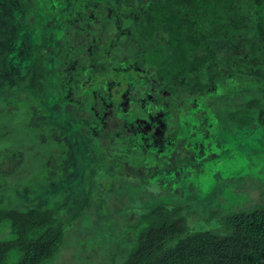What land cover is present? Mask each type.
Listing matches in <instances>:
<instances>
[{"label": "rangeland", "instance_id": "obj_1", "mask_svg": "<svg viewBox=\"0 0 264 264\" xmlns=\"http://www.w3.org/2000/svg\"><path fill=\"white\" fill-rule=\"evenodd\" d=\"M35 1L48 12L40 27L25 28L17 10L12 16L24 25V38L40 43L51 77L42 97L22 92L29 64L25 40L0 50V207L25 211L68 204L64 220L82 212L49 264H121L151 204L182 206L194 230L209 227L205 222L213 210L264 204V128L241 127L226 116L262 96V82L238 72L244 68L238 55L233 71L213 89L180 102L171 110L175 115L165 111L158 121L149 98L142 97L151 86L145 78L152 77V67L117 60L137 21L132 4L121 2L118 9L119 0ZM143 1L140 12L160 0ZM1 5L4 0V11ZM104 24L105 41H96ZM79 44L82 51L90 46L89 61L87 53L76 56ZM86 61L90 67L99 61L114 66L103 72L91 67L73 82ZM121 118L134 123L137 137L122 134ZM91 168L97 175L90 206L82 211ZM9 237V227H0V239Z\"/></svg>", "mask_w": 264, "mask_h": 264}, {"label": "trees", "instance_id": "obj_2", "mask_svg": "<svg viewBox=\"0 0 264 264\" xmlns=\"http://www.w3.org/2000/svg\"><path fill=\"white\" fill-rule=\"evenodd\" d=\"M121 2L134 6L137 21L132 34L122 41L117 60H134L143 70L152 67V77L145 78L151 86L142 97L149 98L150 113L158 121L165 111L173 116L171 110L175 111L180 102L213 89L233 71L231 61L238 55L237 60L244 64L238 72L259 79L263 84L262 96L254 97L226 116L241 127L257 124L264 128V0H160L144 12L138 11L143 0H119L115 3L118 9L123 6ZM4 4L0 21L8 26L0 24V50L8 42L13 45L23 37L29 64L26 82L20 89L42 97L51 71L40 43H32L28 36L24 38L21 27H40L45 21L42 14L48 12L44 4L35 0H4ZM16 10L26 19L21 27L16 23L17 17L12 16ZM31 16L33 21L28 20ZM104 30L106 24L96 41H105ZM71 37L76 41L75 33ZM245 39L252 41L244 44ZM86 48L82 51L79 44L76 56L87 53L89 61L90 46ZM218 55H224L225 60ZM2 57L5 58L0 54ZM88 61L73 82L79 83L78 76L91 67L94 72H103L114 66L99 61L90 67ZM77 68L78 63L76 72ZM100 98L103 106L105 100L102 95ZM121 120L122 125L117 128L122 134L130 140L137 137L134 123ZM136 123L144 126L142 121ZM95 175L96 168L85 175L90 181L82 211L90 206ZM67 206L30 207L25 211L0 207V227L8 226L10 233L9 238L0 239V264H49L59 253L66 230L82 213L64 220L61 212ZM140 220L143 225L121 264H264V204L245 211L213 210L206 219L205 224L209 225L206 229L194 230L182 206L170 207L164 202L151 204Z\"/></svg>", "mask_w": 264, "mask_h": 264}]
</instances>
